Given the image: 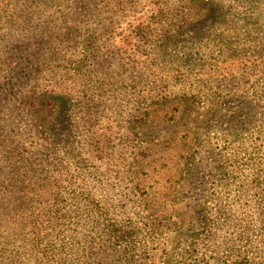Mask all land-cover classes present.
Masks as SVG:
<instances>
[{"label": "trees", "instance_id": "obj_1", "mask_svg": "<svg viewBox=\"0 0 264 264\" xmlns=\"http://www.w3.org/2000/svg\"><path fill=\"white\" fill-rule=\"evenodd\" d=\"M261 78L264 0H0V264H264L258 162L236 158L258 147L214 136L224 186L186 221L166 183L202 138L156 131L196 104L261 105Z\"/></svg>", "mask_w": 264, "mask_h": 264}, {"label": "rangeland", "instance_id": "obj_2", "mask_svg": "<svg viewBox=\"0 0 264 264\" xmlns=\"http://www.w3.org/2000/svg\"><path fill=\"white\" fill-rule=\"evenodd\" d=\"M212 34L209 36L210 39H212ZM215 63L216 64L213 65L212 70L209 72L213 78H216L221 70L223 71V69L229 67L228 65H223L225 62H222V59ZM252 79H256V77L253 76L251 77V80ZM261 80V82L258 81V84H260L259 86L264 83V78H261ZM204 107L205 103H201L200 106L197 104L196 106L194 105V107L191 106L189 110L182 114L184 117L180 120L179 124H173V126H169L170 128L160 129V126L163 124H160V121L159 126L156 127V131L163 133L166 131V134H169L171 129H174L175 132L173 135L178 139H182V137L186 136V132L189 135L188 137L200 136L202 138L200 145L203 147H192V149L198 150V157L195 160L196 166L194 165L189 173L184 172L179 177L173 176L170 181L166 183L167 185L173 184L175 190L181 182V195L178 197L179 204H173L172 206L177 208L179 212L181 211L184 214L185 219L188 218L192 209H198V213L201 215L204 213L205 206L208 205L204 204V200H209V198L212 197L211 192L215 189V185H218L212 183L213 179L210 174H215L213 166L218 162L217 160L221 158L222 154L219 150L221 145L216 142L214 136L222 131L225 135L228 133L229 138L235 137V139H238L236 144H241V146L244 145L243 147L254 144L258 147V151L253 153V155H251V153L246 154L244 151H240L236 154V158L239 160L237 164L238 167L241 168L240 173L249 172L250 168L247 167V164L251 162L248 159L249 156H253L252 160L258 162L255 169H252L254 171V176L256 177L253 183L255 187L253 191L254 193L257 192V195L259 194L264 196V102L260 105L254 104L246 98H233L228 99V101L222 106L219 105L214 107L213 111H210V108ZM179 112L180 107L175 114L176 120L180 115ZM104 116L105 115H103V117H99V120H95V126L92 127V133L100 134L101 129L104 126V122H106V120L110 122L111 119H108L107 117L104 119ZM198 125H201L199 131H197L199 128ZM187 127L189 130H186ZM195 131L198 132L196 135L193 134ZM61 132L64 137L68 135L64 129L61 130ZM69 142L70 141H68V143ZM169 149L170 148L167 150ZM250 149V147L247 148V151ZM170 150L173 152V149ZM160 155L161 154H159V156ZM161 157L163 156L161 155ZM166 157L167 156L165 155L164 158ZM234 175L237 179L236 181L238 182L241 176L237 172H234ZM144 181L145 189L148 192H152V190L156 187V184H154L152 180L145 179ZM211 184H213L212 186H214V188L210 187ZM221 184H224V182ZM223 186L224 185L217 186L216 190L223 189ZM201 207L203 210L200 211ZM193 220L196 222V217H194ZM186 221H188V219H186ZM198 228L199 227L197 226L196 229ZM187 232H190V230H187Z\"/></svg>", "mask_w": 264, "mask_h": 264}]
</instances>
